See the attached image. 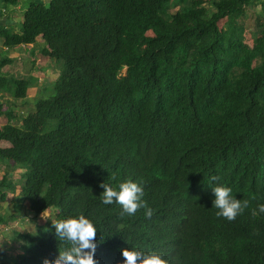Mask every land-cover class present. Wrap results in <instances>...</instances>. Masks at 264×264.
Instances as JSON below:
<instances>
[{
    "label": "trees",
    "instance_id": "obj_1",
    "mask_svg": "<svg viewBox=\"0 0 264 264\" xmlns=\"http://www.w3.org/2000/svg\"><path fill=\"white\" fill-rule=\"evenodd\" d=\"M20 1L0 0L2 14ZM205 3L29 0L18 32L0 22L7 52L41 39L59 70L33 111L15 114L3 95L24 102L38 79L3 72L14 59L0 58V200L18 191L35 224L54 214L19 232L20 253L0 264L54 260L67 245L52 222L80 214L97 222V264H122L130 244L170 264H264V214L253 215L264 204V0ZM255 3L247 50L241 20ZM124 180L142 183L150 217L101 203V185ZM220 184L248 202L231 221L215 215Z\"/></svg>",
    "mask_w": 264,
    "mask_h": 264
},
{
    "label": "clouds",
    "instance_id": "obj_2",
    "mask_svg": "<svg viewBox=\"0 0 264 264\" xmlns=\"http://www.w3.org/2000/svg\"><path fill=\"white\" fill-rule=\"evenodd\" d=\"M213 180L216 177H212ZM104 189L101 203L104 205L117 204L121 208V215L133 216L138 209H143L144 216L150 217L152 209L143 199L144 190L142 183L133 180H124L114 188L103 183ZM214 193L213 207L217 209L215 215L229 221L236 218L247 207V200L237 199L232 188L226 185L212 187ZM264 214V204H258L253 210V215ZM56 236L67 247L59 251V255L52 261L45 259L43 264H97L94 259L96 244L94 238L97 234V222L83 214L68 216L52 222ZM124 258L122 264H170V261L160 252L143 249L130 244V247L121 250Z\"/></svg>",
    "mask_w": 264,
    "mask_h": 264
},
{
    "label": "rangeland",
    "instance_id": "obj_3",
    "mask_svg": "<svg viewBox=\"0 0 264 264\" xmlns=\"http://www.w3.org/2000/svg\"><path fill=\"white\" fill-rule=\"evenodd\" d=\"M29 0H21L19 5L14 8H8L5 10V18L12 22L9 26V29L11 32L15 33L19 31V28L22 25L23 18H24V12L27 8ZM45 4H48L50 0H42ZM212 0H204L206 2L204 5L210 7V2ZM2 5L0 4V21L3 19L4 14H2ZM179 10L178 6L171 7L169 13L165 14V17L168 18L171 14H174L176 11ZM260 10V5L255 3L254 6L250 8L245 14V17L241 20L242 23L245 24V32H244V40L242 42V47L247 50H251L254 48L256 43V36L251 35L249 30H252L254 27V24L256 22V16L257 11ZM2 17V18H1ZM225 22L221 21L219 23V27L223 28ZM150 34V33H149ZM142 49H145L144 46H142ZM33 48H24L19 47L18 49H14L12 52H7L6 48L3 46V40L0 39V58L6 57L8 54L9 58H12V55L15 53H18L19 56L17 59L14 60L13 64L7 65L2 69L3 72H7L11 75H14L19 78H28L30 76L37 77L38 80H36L35 86H33L31 89L28 90V96L27 100L23 101H16L13 98H11L9 95H3L4 96V110H11L15 114L20 115H27L29 112L33 111V102L35 99L41 96V91L44 86L51 88L53 82L58 78L59 76V70L55 66V64L49 60L46 57H39L34 54L31 56ZM36 53V50L35 52ZM39 53V51H38ZM180 54L178 55V57ZM34 58V60H32ZM32 60V61H31ZM49 60V61H48ZM126 73V69L122 72V74ZM37 85V86H36ZM19 122V121H18ZM6 123V118L0 119V126H3ZM8 199V198H7ZM19 200H21V197H19ZM6 199L4 201L0 200V206H2L3 203H5ZM7 203V202H6ZM4 205V204H3ZM5 207V206H4ZM18 208L20 206H17ZM21 208V207H20ZM5 216V214H3ZM41 220V221H40ZM39 224L36 221L37 225H45L48 221L54 220V214L53 211H48L43 214V216L40 217ZM1 232H3L4 238L0 242V249L4 248L1 252L4 254H7L8 245H6L9 241H13L16 235L20 232L17 229L13 227V225H10L9 223L7 225H2L0 228ZM26 230L34 231L35 227L33 228L32 225H29ZM20 243V242H19ZM23 244V242H21ZM14 246V247H13ZM13 249L15 251H11L12 257H16L20 251H19V244H14ZM10 251V249H9Z\"/></svg>",
    "mask_w": 264,
    "mask_h": 264
},
{
    "label": "crops",
    "instance_id": "obj_4",
    "mask_svg": "<svg viewBox=\"0 0 264 264\" xmlns=\"http://www.w3.org/2000/svg\"><path fill=\"white\" fill-rule=\"evenodd\" d=\"M6 11L4 10V13H5ZM1 13V12H0ZM6 16H5V14H4V16H3V19H1V24H4V25H11L12 24V22L11 21H9V20H7L6 18H5ZM2 18V17H1ZM41 42H42V40L41 39H38L37 40V43H36V45H29V46H21V47H24V48H33V50H32V52H31V56H33L34 54H39V55H37L38 56V58L39 57H44L40 52L38 53V51L40 50V45H42L41 44ZM19 48V47H18ZM18 48H16V49H18ZM35 50H36V53H34L35 52ZM34 53V54H33ZM18 56H19V54L18 53H15V55L13 54L12 55V58L15 60V59H17L18 58ZM47 58V57H46ZM32 60H34V58H32ZM31 60V61H32ZM49 61V60H48ZM1 127V126H0ZM0 147H2V148H8V147H10V144L8 143V142H5V141H1L0 142ZM5 165H3V164H0V181H1V179H2V177L4 176V174H5ZM14 173V172H13ZM16 177L17 176H14V179H16ZM19 192L17 191L16 192V194H12V193H8L7 194V197H6V201H5V203H3L2 204V206H0V216H3V214H5V216L4 217H14L15 215L17 216L16 218H15V220H13V221H10L9 222V224L10 225H13V227L15 228V229H17L18 231H20V232H27V231H29V230H26L27 229V227L29 226V225H32L33 226V228L34 227H36V224H35V221H33V217H34V215L29 211V210H26L25 209V207H21V208H18L17 206H18V201H19ZM8 198V199H7ZM7 202V203H6ZM5 206V207H4ZM18 211H19V214H18ZM2 227V225L0 224V228ZM31 232V231H30ZM4 238V236H3V232H1V230H0V242L2 241V239ZM16 238V237H15ZM14 238H13V241H9L6 245H8V249H7V254H8V256H12L10 253H11V251H15L14 249H13V245L14 244H19V243H14ZM10 246H13V247H11L10 248ZM21 246H22V244L20 243L19 244V247L18 248H21ZM4 248H2V249H0V254L2 253L1 251L3 250ZM9 249H10V251H9ZM15 257V256H14Z\"/></svg>",
    "mask_w": 264,
    "mask_h": 264
}]
</instances>
